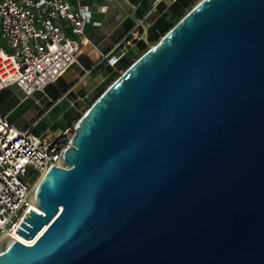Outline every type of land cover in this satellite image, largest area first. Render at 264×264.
I'll list each match as a JSON object with an SVG mask.
<instances>
[{"label":"water","instance_id":"obj_1","mask_svg":"<svg viewBox=\"0 0 264 264\" xmlns=\"http://www.w3.org/2000/svg\"><path fill=\"white\" fill-rule=\"evenodd\" d=\"M0 264H264V0H200L81 116Z\"/></svg>","mask_w":264,"mask_h":264},{"label":"built area","instance_id":"obj_2","mask_svg":"<svg viewBox=\"0 0 264 264\" xmlns=\"http://www.w3.org/2000/svg\"><path fill=\"white\" fill-rule=\"evenodd\" d=\"M166 1L153 0L134 26L87 69L79 59L83 48L89 45L85 31L91 24L101 25L94 22V16L107 15L108 4L90 5L85 0H0V92L15 86L24 99L38 92L48 98L47 88L73 66L80 67L82 72L74 87L104 63L116 72L126 55V47L138 38L140 26ZM88 97L80 96L77 101L83 102ZM63 98L52 100L50 107L25 129L16 128L0 113V243L14 229L18 230L29 209L41 214L36 207L39 184L35 180L61 165V154L70 145L74 130L49 129L40 136L33 130Z\"/></svg>","mask_w":264,"mask_h":264},{"label":"crops","instance_id":"obj_3","mask_svg":"<svg viewBox=\"0 0 264 264\" xmlns=\"http://www.w3.org/2000/svg\"><path fill=\"white\" fill-rule=\"evenodd\" d=\"M85 2L90 5H97L96 3L91 2L90 0H85ZM147 3H149L148 0H139L136 3L130 2V4L135 9H137L136 16L138 17H142L143 14L145 13L146 9L144 8V6ZM108 15L109 14L95 15L94 22H99L101 23V25L96 26L94 24H91L87 27L85 31V36L89 40V45L83 48L82 52L80 53L79 59L83 67L87 69L91 68L101 58V56L107 53L113 47V45L117 41H119L129 30V29H125L124 26L120 27V25L114 22L113 17H110ZM153 17L154 15L151 17V19ZM151 25H153V23ZM107 70H111V74L115 72V69L109 67L106 64L105 67H101L99 71H101V73H106ZM116 72H117V67H116ZM81 73L82 72L80 67H72L63 76V80L67 85L70 86V90L72 88L74 89L69 94L67 93L64 94L63 95L64 98L62 99V101L66 99H73L74 96H76L75 99L84 95L90 96L93 90L102 84V83H98L97 86L90 89V87H92L97 82L96 81L97 78L93 79L91 77L90 79H86L84 82L74 87L78 79L80 78ZM77 88H79L78 91H75ZM77 93H80L81 95H77ZM35 95L30 99H24L22 92L15 86L2 90L0 92V113L6 116L7 119L18 129H25L29 127L42 115V113L46 109L50 107L52 101L50 95L47 94L48 95L47 98L43 94L44 100L41 102L37 100V102H39L37 106H33L32 108L29 109H23L24 104L34 100ZM75 101L76 100H74V102ZM57 110L58 107H55L50 113L56 112ZM15 114H18L16 118H14ZM57 131L59 132L61 130H57Z\"/></svg>","mask_w":264,"mask_h":264},{"label":"rangeland","instance_id":"obj_4","mask_svg":"<svg viewBox=\"0 0 264 264\" xmlns=\"http://www.w3.org/2000/svg\"><path fill=\"white\" fill-rule=\"evenodd\" d=\"M91 2H94L98 5H109V15L110 17H113V20L115 23L120 25V27H123L125 29H131L134 26V22L138 19V16H136L137 9H135L129 2V0H90ZM151 3V0H148ZM198 0L194 6L199 2ZM167 6H169L168 10L164 14V23L165 25H172L174 24L179 18H181L185 13V6L187 5L186 0H179L175 4H171L169 0L166 1ZM193 6V7H194ZM146 9V5L144 6ZM163 7H161L162 9ZM133 17V18H131ZM133 19V20H132ZM152 22L151 19L147 20L142 26H140V34L136 40L132 41L129 46L126 47V55L124 58L120 61L119 65L117 66V72H114L111 74V70H107L106 73H101L98 69L97 73H93L90 75L87 79H90L91 77L93 79L97 78L96 84H94L90 89L97 86L98 83H102L97 88H95L85 101H77L76 96H74L73 99H66L64 101H61L56 107H58V110L56 112H52L48 114L47 117L42 119L40 121L38 127L33 130V133L36 136H40L42 133H45L47 130L52 129L53 131L61 130L65 131L68 128H73V123L76 121L79 117V115L84 114L88 108L96 101V99L102 94V92L106 89L107 86L111 84L113 80H115L118 76H121L125 69L137 58L139 51H140V43L144 42L148 47H151V43L149 40V36L152 33ZM101 59V58H100ZM99 59V60H100ZM98 60V61H99ZM97 61V62H98ZM105 64H102L100 67H105ZM78 67V66H73ZM79 80V79H78ZM83 86V85H82ZM79 88H77L75 91H78ZM77 95H81L80 93H77ZM85 96V95H84ZM81 96V97H84ZM44 100V95L40 92H38L34 100L27 102L24 104L23 109H29L33 106H37L39 102ZM74 100H76L74 102ZM65 110V112H64ZM18 114L14 115V118H16ZM58 132V131H57ZM74 135V133L71 134V138ZM40 178L35 180V183L38 182ZM34 181V178L31 180V182ZM17 218V217H16ZM15 218V219H16Z\"/></svg>","mask_w":264,"mask_h":264},{"label":"trees","instance_id":"obj_5","mask_svg":"<svg viewBox=\"0 0 264 264\" xmlns=\"http://www.w3.org/2000/svg\"><path fill=\"white\" fill-rule=\"evenodd\" d=\"M131 3H136V2H138L139 0H129ZM179 0H177V2H178ZM198 0H186V2H187V5L185 6V13H184V15L181 17V18H179L174 24H172V25H165V23H164V14H165V12L168 10V8H169V6H167V4L164 2V3H162V4H160L159 5V7H158V9H157V11L154 13V17L151 19V22L153 23V29H152V33H151V35L149 36V40H150V43H151V47H153V46H155V45H157L158 44V42L161 40V38L168 32V31H170L192 8H193V6H194V4L197 2ZM149 2V1H148ZM152 2H153V0H151V3L149 2V3H147L146 4V10H148L149 9V7L151 6V4H152ZM176 2V3H177ZM175 4V3H174ZM161 7H163L162 9H161ZM138 18H141V17H138ZM129 31V30H128ZM151 47H148L144 42H141L140 43V51H139V54H138V56H137V58L129 65V66H131L137 59H139L143 54H145ZM124 58V57H123ZM122 58V59H123ZM121 59V60H122ZM120 63V62H119ZM119 65V64H118ZM117 65V66H118ZM128 66V67H129ZM127 67V68H128ZM126 68V69H127ZM125 69V70H126ZM118 77H120V76H118ZM117 77V78H118ZM116 78V79H117ZM115 79V80H116ZM115 80H113L112 82H111V84L115 81ZM110 84V85H111ZM109 85V86H110ZM109 86H107L106 87V89L109 87ZM105 89V90H106ZM70 90V86L69 85H67L66 83H65V81L63 80V77H61V78H59L55 83H53V84H51L48 88H47V90H46V93L48 94V95H50V97H51V99L53 100V101H56V100H58L59 98H61L64 94H66L68 91ZM104 90V91H105ZM103 91V92H104ZM102 92V93H103ZM99 98V97H98ZM97 98V99H98ZM91 107V106H90ZM89 107V108H90ZM88 108V109H89ZM83 114H81V115H79V117H78V119L76 120V121H74V123H73V126H75V124H76V122L81 118V116H82Z\"/></svg>","mask_w":264,"mask_h":264},{"label":"bare ground","instance_id":"obj_6","mask_svg":"<svg viewBox=\"0 0 264 264\" xmlns=\"http://www.w3.org/2000/svg\"><path fill=\"white\" fill-rule=\"evenodd\" d=\"M41 179L38 180V184L40 182ZM11 238H13L14 240L20 241L26 245H32L36 242V240H32L31 242L27 243L26 240L24 238H22L21 236H19L18 234H16V229H14V232L12 235H10Z\"/></svg>","mask_w":264,"mask_h":264}]
</instances>
